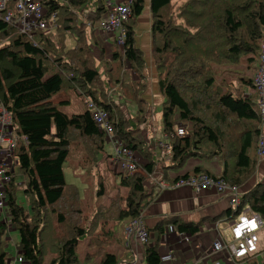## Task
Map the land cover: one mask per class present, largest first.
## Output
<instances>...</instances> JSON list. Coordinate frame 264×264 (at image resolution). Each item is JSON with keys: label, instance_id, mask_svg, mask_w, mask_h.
I'll list each match as a JSON object with an SVG mask.
<instances>
[{"label": "trees", "instance_id": "obj_1", "mask_svg": "<svg viewBox=\"0 0 264 264\" xmlns=\"http://www.w3.org/2000/svg\"><path fill=\"white\" fill-rule=\"evenodd\" d=\"M37 1L46 14L55 13L54 31L35 32L29 38L0 18V103L10 114L17 138L12 151L16 164L6 186L8 223L18 236L24 264H77L81 239L82 264H121L110 251L119 243L116 226L138 218L152 202V191L146 192L143 182L157 163L148 143L139 138L147 124L148 104L142 97L144 61L134 46V27L144 1H131L122 45L112 39L111 59L104 60L101 73L94 62L92 48H100L93 30L87 36L79 17L91 11L92 21L100 19L105 11L102 0ZM148 11L151 58L162 97L163 150L169 154L161 180L175 183L206 174L241 191L259 165L263 122L254 75L264 38V0H148ZM67 35L73 37L70 48L63 45ZM60 93L65 103H53ZM113 94L134 105L132 115L124 116ZM88 102L106 113L110 134L138 157L133 172L109 173L113 184L108 192L98 176L96 196H109L90 211L77 189L65 183L62 167L66 162L77 167L71 152L92 168L106 167L111 157L105 155L104 136L92 122ZM178 128L183 135H177ZM191 159H216L220 173L213 176L197 167L169 180L168 172L179 171ZM19 178L22 183L17 184ZM20 194L23 203L17 202ZM238 199L234 210L223 215L231 220L247 207L264 224V181L241 191ZM202 224L177 217L159 221L146 230L143 264H160L157 246L164 227L192 236ZM6 228L0 221V264H8L2 239ZM49 248L54 253L45 255Z\"/></svg>", "mask_w": 264, "mask_h": 264}, {"label": "crops", "instance_id": "obj_2", "mask_svg": "<svg viewBox=\"0 0 264 264\" xmlns=\"http://www.w3.org/2000/svg\"><path fill=\"white\" fill-rule=\"evenodd\" d=\"M143 1L145 9L143 8L144 11L135 18L134 46L141 52L144 61V69L142 72L145 76V90L142 97L148 104L146 117L148 119L147 122L149 123L152 116V108H154L153 105H161L162 97L157 89L156 72L151 58L150 14L148 11V0ZM91 26L92 24L90 23V27ZM91 29L93 30V27H91ZM97 31L99 33L96 34V38L94 37L95 41L100 45L101 49L106 50L103 46L105 45L109 48L113 35L105 33L100 28ZM93 34L95 35V33ZM104 59H111L109 50L108 53L104 51ZM66 99L65 94L60 93L52 99V102L65 103ZM113 100L115 99L113 98ZM124 102V105L121 107L118 105V107L128 113L129 109L127 103L129 102ZM130 107H132V111L130 113V115H132L134 112V105L130 103ZM66 108L70 110L69 107ZM152 129L154 128L152 127ZM152 136L154 137V135ZM262 136L264 137V124L262 126ZM146 143L148 142L146 141ZM158 143L162 145L166 144V140L159 141L154 139L151 143V147H149L156 161H158V159H168V152L164 151ZM105 162L106 165H108V169H115V172L119 171L118 167L112 163L110 158H107ZM162 167L163 165L158 168V163H156L154 171L155 174H151L148 177L149 181L147 182V192L152 191L153 199L150 205L140 213L141 222L145 229H153L159 221L171 217H177L186 223L203 220V224L201 225L200 230L192 236L179 234L171 227H164L163 234L158 242L157 253L159 256L169 255L171 259L160 264H212L213 262H217L218 264H264V224L261 230L257 233L258 243L257 252L255 254L250 255L243 260H233L228 256L225 250H222L216 254H211L208 257L211 244L214 241L220 240L224 242H231L230 226L233 222L238 220L239 216L250 215V210L245 207L238 217L232 218L230 216L231 220H229V217L223 214H225V211L228 209L234 210L235 205L232 204V195L228 192L216 193L213 189H205L195 193L187 186H172L168 189L156 191L155 185L162 179ZM197 167L202 168V170L213 176H217L221 170L216 159L208 161L191 159L188 160L179 171L168 172V178L170 180L175 177L182 176ZM259 167V171H261L260 176L247 183L241 189L242 192L249 190L252 185L264 178V158L262 159ZM241 191L239 190L238 194H241ZM5 224L7 228L2 239L5 241L4 251L7 253L6 259L8 260L12 259L9 257L10 255L8 256L9 249L7 245L11 242V240L14 241L13 252L15 257L21 256V252L16 232L9 225V223ZM126 224L127 221H122L116 226L115 231L119 239V243L114 245V247H116L115 255L121 264H143L144 246L142 242L133 238L125 240L123 236V229ZM11 235L15 236L14 239H12Z\"/></svg>", "mask_w": 264, "mask_h": 264}, {"label": "built area", "instance_id": "obj_3", "mask_svg": "<svg viewBox=\"0 0 264 264\" xmlns=\"http://www.w3.org/2000/svg\"><path fill=\"white\" fill-rule=\"evenodd\" d=\"M132 0H102L105 8L101 16V30L112 34L118 47L122 45L124 37V24L128 20L131 11ZM0 18L20 34L31 37L35 32H52L56 29V15L54 12L46 14L43 7L37 0H0ZM254 86L258 94L257 108L261 115V121L264 124V38L261 41V56L257 71L254 75ZM88 110L91 114L93 124L103 133L104 141L108 143L113 151L110 159L118 167L119 171L124 173L133 172L136 165V157L129 152L121 141L110 134L107 115L104 111L88 102ZM177 135H183L182 128L177 129ZM16 136L13 133L12 121L7 109L0 103V220L8 223L9 214L6 208V186L10 183V174L13 165L16 164L12 158V151L15 146ZM24 141V137L20 138ZM162 149H167L166 144H160ZM257 154L259 159L264 158V137L261 136L258 141ZM172 186H187L195 193L201 190L213 189L216 193L228 192L232 195V204L238 205V190L235 187H229L220 181H214L206 174L188 176L175 183H168L164 180L155 185V190L168 189ZM263 227L261 218L251 213L250 215H241L238 220L230 226L231 242L216 240L211 244L210 253L216 254L222 250L227 252L233 260H243L257 252L258 237L257 233ZM125 240L133 238L143 242L149 237L145 227L141 222V215L138 218L127 221L123 229ZM169 255H162L159 258L160 263L169 261ZM8 264H24L21 256L15 259H8ZM212 264H218L213 262Z\"/></svg>", "mask_w": 264, "mask_h": 264}, {"label": "rangeland", "instance_id": "obj_4", "mask_svg": "<svg viewBox=\"0 0 264 264\" xmlns=\"http://www.w3.org/2000/svg\"><path fill=\"white\" fill-rule=\"evenodd\" d=\"M144 9H143V11H144ZM79 18L82 22H84L86 24L85 30H86L87 36L89 35V30L91 29V27H93L94 32H92V33H95V35L93 34V39L95 40L96 34L99 33L97 30L99 28H101L102 20L97 19V20L92 21L91 20L92 19L91 11L83 12V14H81ZM90 23L92 24L91 27H90ZM72 38L73 37H71L69 35L65 36V39L63 41L64 48L65 47L66 48L72 47V45H73V39ZM93 46H95V45L93 44ZM97 47L100 48V45L97 44ZM103 48H106V50L100 48V52H98L95 47L92 48L93 49V55L95 58L94 59L95 67L99 71V73H101L102 69L104 68V60H107V59H104V51H106L107 53H108V50L110 51V49L105 45L103 46ZM99 57H101V60H99ZM112 97L115 99V101H117L116 103H118V105L120 107L122 105H124L125 102L122 99L118 98L115 94H113ZM127 104H128L129 112L126 113L122 110L125 117H129L130 113L132 111V107H130V103H127ZM153 106H154V108H152L153 111H152L151 119H150L149 123L147 122L145 128L141 131V133L139 135L140 139L145 140L149 143V147H151V143L154 139L159 140V141H165L166 140L163 137V134L161 131L160 104H154ZM126 115H128V116H126ZM174 120H175V125H179L177 119L175 118ZM151 124H152V127L154 129H152ZM152 135H154L155 138ZM158 144H160V143H158ZM158 144H157V146H158ZM104 152H105V155H112V153H113L110 145L106 142L104 143ZM71 156H73V157H71L70 160L72 162L78 161L77 162L78 164H77V167L76 166L73 167L71 165L69 166V162L68 163L66 162L65 164H63L62 167H63V174H64L65 183L72 185L77 189L78 193L80 194V199L82 201V205L84 207H86L89 211L91 209H93L95 207V205H97V204H105L107 201V197L109 195H106L105 193H103V194H99L96 196V191L99 188L96 181L98 179V176H100L101 178L99 177V179L100 180L102 179V184L104 185L105 191L108 192L110 190L112 184H113L112 175H110L109 173H111V172L115 173L116 170L115 169H108V165H106V167H102L100 165H95L92 168L85 161L82 162L81 161L82 158L81 157L79 158V156H81V155L77 154L76 152H71ZM97 157L99 158L98 160L102 159L101 155H99ZM137 159H138V157H137ZM261 161H262V159H259L258 169H257L256 175L253 177V179L260 176V174H261V171H259V168H260L259 166L261 164ZM157 163H158V168H159L161 165L164 166L167 163V159H164V160L158 159ZM79 167L81 169H79ZM83 170L85 171L84 175L82 172ZM152 174L154 175L155 172H153ZM148 181L149 180L147 177L143 182V187H144L146 192H147V182ZM260 181H264V178ZM260 181H258V183H260ZM15 182L17 184L22 183L20 178L16 179ZM23 200H24V198H23L22 194L17 196V202L18 203H23ZM48 215H50V214H48ZM46 228L49 229L50 227L47 226ZM46 232H47V230H46ZM11 237H12V239H14L15 236L11 235ZM7 245H8V249L10 252V253L8 252V256L10 255L9 257H11L12 259H15L16 257H15L14 252H13L14 251V248H13L14 247V241L11 240V242H9ZM47 247H49V245H46L45 249ZM115 250H116V247H114V245L110 246V251L112 253H115ZM84 252H85V241L83 239H81L78 241V244L76 247V259L78 262L77 264H82V256H83ZM53 253H54V248H49V249L44 251L45 255L53 254ZM13 257H15V258H13ZM46 258L47 257H44V260H46Z\"/></svg>", "mask_w": 264, "mask_h": 264}]
</instances>
